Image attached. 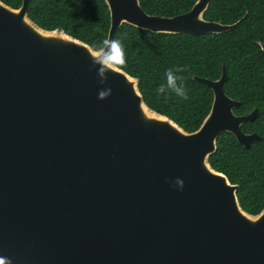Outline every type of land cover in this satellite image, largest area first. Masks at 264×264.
Returning <instances> with one entry per match:
<instances>
[{"label":"water","instance_id":"water-1","mask_svg":"<svg viewBox=\"0 0 264 264\" xmlns=\"http://www.w3.org/2000/svg\"><path fill=\"white\" fill-rule=\"evenodd\" d=\"M0 1V257L5 264H264V208L243 211L237 185L208 164L216 139L244 133L245 115L223 92L227 72L194 75L213 98L200 126L186 132L150 110L138 80L60 29ZM108 39L122 23L153 33H222L203 18L210 0L171 17L139 0H104ZM264 51V45L259 44ZM104 47V46H103ZM111 94L97 98L99 90ZM180 178L183 189L173 181Z\"/></svg>","mask_w":264,"mask_h":264},{"label":"trees","instance_id":"trees-1","mask_svg":"<svg viewBox=\"0 0 264 264\" xmlns=\"http://www.w3.org/2000/svg\"><path fill=\"white\" fill-rule=\"evenodd\" d=\"M18 8L22 0H0ZM196 0H139L150 15L171 17L188 11ZM27 17L47 31L60 29L97 51L103 48L110 26V14L104 0H29ZM203 18L223 24L238 21L235 28L222 33H153L122 23L113 39L120 40L127 59L116 66L138 80L145 105L166 116L186 132L196 130L208 114L213 94L209 87L193 80L194 75L211 80L220 77L222 66L227 78L223 92L240 105L236 115L253 108V121L242 124L244 133L255 132L259 139L248 148L233 134L221 133L215 151L208 156L210 167L236 184V197L243 211L256 215L264 208V0H210ZM181 68L179 75L187 99L166 89L165 71Z\"/></svg>","mask_w":264,"mask_h":264},{"label":"clouds","instance_id":"clouds-1","mask_svg":"<svg viewBox=\"0 0 264 264\" xmlns=\"http://www.w3.org/2000/svg\"><path fill=\"white\" fill-rule=\"evenodd\" d=\"M104 47L100 49V55L92 59L93 64H98L99 67L96 68L97 74H100L103 71L111 70L113 66H125L127 63L125 51L120 40L117 39H108L103 41ZM182 71L181 68L167 69L165 71V83H162L158 86V93H165L166 89L171 91L176 96L183 99H187V92L183 83V78L179 75ZM111 94L110 88H105L98 91L97 98L100 100L105 99ZM174 185L178 189H183L184 182L180 178H175L173 181ZM5 259L0 257V264H5ZM11 264V261L8 262Z\"/></svg>","mask_w":264,"mask_h":264}]
</instances>
